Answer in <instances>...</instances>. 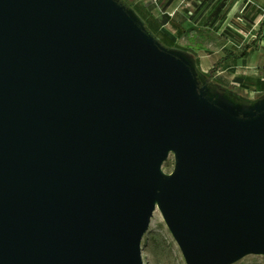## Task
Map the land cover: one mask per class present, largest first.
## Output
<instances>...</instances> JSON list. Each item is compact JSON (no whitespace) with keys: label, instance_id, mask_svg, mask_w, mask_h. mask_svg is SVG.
Wrapping results in <instances>:
<instances>
[{"label":"water","instance_id":"95a60500","mask_svg":"<svg viewBox=\"0 0 264 264\" xmlns=\"http://www.w3.org/2000/svg\"><path fill=\"white\" fill-rule=\"evenodd\" d=\"M156 211L186 264L264 256V94L122 0H0V264H144Z\"/></svg>","mask_w":264,"mask_h":264},{"label":"rangeland","instance_id":"374dc122","mask_svg":"<svg viewBox=\"0 0 264 264\" xmlns=\"http://www.w3.org/2000/svg\"><path fill=\"white\" fill-rule=\"evenodd\" d=\"M126 1L141 15L155 36L169 42L170 47L195 54L201 73L207 76L212 73L215 82L250 100L264 94V50L257 49L261 39L253 41L248 37L243 41L245 38L240 34L248 33V27L258 21V15L254 10L243 12L236 7L241 0H199L202 4L191 14L180 7L166 13L165 0ZM222 1H225L226 8L218 25L205 24L207 16H211L215 6ZM190 18L194 26L188 28L185 21ZM229 42H236V46L229 48ZM231 57L243 60L229 69L223 63ZM223 70L226 72L221 74ZM173 168L174 157L170 155L163 170L170 173ZM141 247L144 264H186L159 211L154 213ZM235 264H264V256L250 255Z\"/></svg>","mask_w":264,"mask_h":264},{"label":"crops","instance_id":"0c3cea01","mask_svg":"<svg viewBox=\"0 0 264 264\" xmlns=\"http://www.w3.org/2000/svg\"><path fill=\"white\" fill-rule=\"evenodd\" d=\"M195 1H196V3H194V1L191 2L190 0H165V7H166L165 12L166 13H170L172 11H175V9H179V7H180L182 10H185L184 11L185 13L191 14L192 11L195 13V12L198 11V8L202 4V3H200L199 0H195ZM222 2H225V1H222ZM241 2L242 3H240L239 5H236V7H240L241 11H243V12H245V11L247 12L248 9H250V12H251V10H254L256 12L255 13L256 16L258 15L257 20L260 19L261 14H262V12L264 10V0H241ZM197 3L199 5H197ZM217 6H215V7H217ZM225 8H226V5H225ZM225 8H224V10H225ZM208 17L209 16H207V18L205 19V24H206V20L208 19ZM190 20H191V18L187 19V21H185V26L188 27V28L194 26V25H192V22ZM252 26L253 25H250L248 27V31L251 29ZM257 49H258V51L264 50V41H262L260 43V47L257 48ZM242 60L243 59L235 60L234 58L231 57L228 60H226L225 63H223V64L227 68L230 69L233 66H238L239 62L242 61ZM225 72H226V70H223L221 74H223Z\"/></svg>","mask_w":264,"mask_h":264},{"label":"built area","instance_id":"2783aa9c","mask_svg":"<svg viewBox=\"0 0 264 264\" xmlns=\"http://www.w3.org/2000/svg\"><path fill=\"white\" fill-rule=\"evenodd\" d=\"M230 26V25H229ZM244 36V40H246V38L250 37L251 40L253 41H259L261 39L260 42L264 41V10L261 14V17L260 19L254 23V25L251 27V29L248 31L247 34H243L242 32L240 33ZM242 41V42H243ZM230 43V47L231 48L232 46H236V42H229ZM241 45L242 43L239 42Z\"/></svg>","mask_w":264,"mask_h":264},{"label":"trees","instance_id":"16d2710c","mask_svg":"<svg viewBox=\"0 0 264 264\" xmlns=\"http://www.w3.org/2000/svg\"><path fill=\"white\" fill-rule=\"evenodd\" d=\"M124 3H126V4H128L127 3V1L126 0H122ZM129 5V4H128ZM224 8H225V3L224 2H222L220 5H218L217 7H216V9L214 10V12L211 14V16H209L208 17V19L206 20V23L207 24H209V23H213L214 25L216 24V25H218V21H219V19L221 18V16H222V14H223V12H224ZM146 24V23H145ZM157 37V36H156ZM159 38V37H158ZM160 39V41L164 44V45H166V46H169V42H167V41H165V40H163V39H161V38H159ZM170 47V46H169Z\"/></svg>","mask_w":264,"mask_h":264}]
</instances>
